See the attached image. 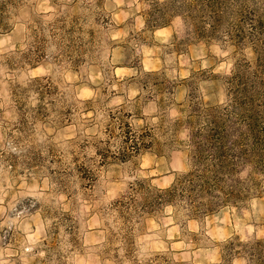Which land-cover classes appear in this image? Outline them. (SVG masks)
Listing matches in <instances>:
<instances>
[{
    "label": "clouds",
    "instance_id": "9594fccd",
    "mask_svg": "<svg viewBox=\"0 0 264 264\" xmlns=\"http://www.w3.org/2000/svg\"><path fill=\"white\" fill-rule=\"evenodd\" d=\"M0 264H264V0H0Z\"/></svg>",
    "mask_w": 264,
    "mask_h": 264
}]
</instances>
